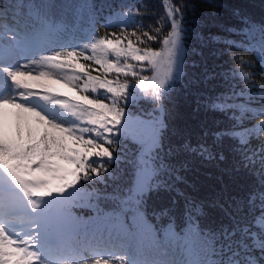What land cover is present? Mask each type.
<instances>
[{
	"label": "snow or ice",
	"instance_id": "snow-or-ice-1",
	"mask_svg": "<svg viewBox=\"0 0 264 264\" xmlns=\"http://www.w3.org/2000/svg\"><path fill=\"white\" fill-rule=\"evenodd\" d=\"M163 6L148 31L141 9L122 5L102 25L110 31L98 35L90 26L85 40L68 41L46 0H0V264H264V83H255V71L206 67L202 79L185 83L193 6ZM240 20L246 45L212 39L254 51L264 68V22ZM196 38L203 44L201 33ZM217 77L225 90L199 92L198 103L233 123L204 131L196 144L171 143L173 94ZM141 100L151 111L135 115ZM129 141L137 145L131 185L122 195L96 191L117 178ZM190 158L225 164L227 175L241 178L235 194L225 187L210 205L222 214L215 228L200 226L206 206L181 187L189 186ZM150 192L175 193L174 205L182 199L184 225L150 223ZM105 200L118 210L104 211ZM77 208L95 215L85 219ZM160 215L176 213L167 207Z\"/></svg>",
	"mask_w": 264,
	"mask_h": 264
},
{
	"label": "trees",
	"instance_id": "trees-1",
	"mask_svg": "<svg viewBox=\"0 0 264 264\" xmlns=\"http://www.w3.org/2000/svg\"><path fill=\"white\" fill-rule=\"evenodd\" d=\"M47 3L54 5L52 9L58 20H63L66 24L64 38L68 41H83L87 38L90 26L97 29L98 35H103L110 29H105L102 25L111 14L127 9V6H135L141 9L138 19L143 21L144 30L148 31L149 26L155 27L158 24V18L165 14L163 0H46ZM192 5L188 12V38L186 40L187 52L185 59L186 75L182 78L185 83L192 78H203L204 69L215 71L217 73L227 72L230 69H237L242 73L255 71L257 75L252 77L257 85L264 83V68H261L254 51L239 46L229 47L225 43H218L212 37L218 36L234 40L239 44L243 41L246 45L249 41L239 29L244 25L240 20V14L249 18V23L254 27L264 22V0H185ZM10 3V0H5ZM229 29L237 31L230 32ZM201 33V40L196 38V33ZM259 39L258 35L255 37ZM159 42L154 43L153 47L160 50L163 47ZM197 52L202 55L193 52ZM251 63V67H246L240 60ZM193 62L197 65L192 67ZM239 87L244 85L239 80L233 81ZM225 90V84L222 78L209 81L207 85L200 84L199 88L193 86L174 93L171 103L167 105L171 118L168 120V139L171 143L177 144L184 140H190L196 144L203 139L204 131L214 132L222 128L229 127L233 122L229 121L223 113L206 111L202 104L198 103L199 92H205L209 95ZM152 105L141 100L133 107V114L144 115L151 111ZM211 143L212 137L207 138ZM232 141L225 139L224 146ZM137 155V145L131 141L128 142L125 152V159L117 170V178L110 181L107 187L100 185L96 187L98 192H113L117 188L120 194L124 189L131 185L133 177V161ZM190 170L187 173L188 187L184 191L198 202H203L206 206V215L200 217L201 227L215 228L221 220V213L218 209L211 207L213 201L219 199L224 193L225 187L228 192L235 194L242 184L239 183L240 177L229 176L224 169L225 164L217 166L215 162L201 161L197 158H190ZM92 189H86L82 195ZM175 193L168 192H150L146 201L147 216L150 223L157 226L166 225L169 220L174 225L183 226L185 219L182 215L183 200L173 204ZM106 212L118 210L116 200H105L101 205ZM171 207L176 213L175 216H162L160 209ZM76 214L88 219L95 215L91 208H77ZM130 220V218H129Z\"/></svg>",
	"mask_w": 264,
	"mask_h": 264
},
{
	"label": "rangeland",
	"instance_id": "rangeland-1",
	"mask_svg": "<svg viewBox=\"0 0 264 264\" xmlns=\"http://www.w3.org/2000/svg\"><path fill=\"white\" fill-rule=\"evenodd\" d=\"M161 72H163V69H161ZM146 74H152L151 71L149 70ZM142 116V115H141Z\"/></svg>",
	"mask_w": 264,
	"mask_h": 264
}]
</instances>
